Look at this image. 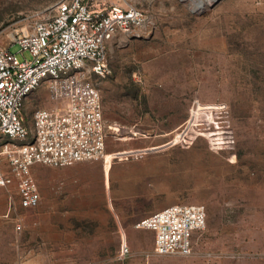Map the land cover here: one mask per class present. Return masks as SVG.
Wrapping results in <instances>:
<instances>
[{
  "label": "rangeland",
  "instance_id": "1",
  "mask_svg": "<svg viewBox=\"0 0 264 264\" xmlns=\"http://www.w3.org/2000/svg\"><path fill=\"white\" fill-rule=\"evenodd\" d=\"M56 1L0 0V44ZM107 1L147 15L139 34L110 41L111 72L91 76L107 159L35 164L36 207L20 205L16 183L0 186V264H264V0ZM48 94L44 84L26 99L27 124ZM10 141L0 137L4 167ZM194 202L208 213L194 251L158 253L154 230L137 223Z\"/></svg>",
  "mask_w": 264,
  "mask_h": 264
},
{
  "label": "built area",
  "instance_id": "2",
  "mask_svg": "<svg viewBox=\"0 0 264 264\" xmlns=\"http://www.w3.org/2000/svg\"><path fill=\"white\" fill-rule=\"evenodd\" d=\"M146 19L145 10L134 3L57 0L31 29L15 36L11 44L17 42L18 51L0 44V137L11 139L4 150L7 167L0 158V186L16 183L21 206L36 207L41 201L35 164L106 161L103 99L91 76L111 72L110 41L119 33L139 34ZM44 84L52 105L36 109L27 124L23 105ZM207 216L203 203H175L137 226L154 230L158 253L188 255ZM129 251L123 239L119 257Z\"/></svg>",
  "mask_w": 264,
  "mask_h": 264
},
{
  "label": "crops",
  "instance_id": "3",
  "mask_svg": "<svg viewBox=\"0 0 264 264\" xmlns=\"http://www.w3.org/2000/svg\"><path fill=\"white\" fill-rule=\"evenodd\" d=\"M112 2H113V1H112ZM76 166H77V165H76ZM67 180H68V184L72 186L73 183H71V182H73L74 179H73L72 177H69ZM77 181H78V180H77ZM63 184H64V181H61L60 184H59L58 186H59V187H62ZM75 186H76V185H75ZM39 187H40V191H41V186L39 185ZM42 199H43V194H42V192H41V201H40L39 205L41 204ZM124 238H125V235L122 234V239H124Z\"/></svg>",
  "mask_w": 264,
  "mask_h": 264
},
{
  "label": "bare ground",
  "instance_id": "4",
  "mask_svg": "<svg viewBox=\"0 0 264 264\" xmlns=\"http://www.w3.org/2000/svg\"><path fill=\"white\" fill-rule=\"evenodd\" d=\"M193 1V3L192 4H194V8L195 7H198V6H202L203 4H205L206 3V1L205 0H192ZM212 0H208V2H211ZM193 7V6H192Z\"/></svg>",
  "mask_w": 264,
  "mask_h": 264
},
{
  "label": "water",
  "instance_id": "5",
  "mask_svg": "<svg viewBox=\"0 0 264 264\" xmlns=\"http://www.w3.org/2000/svg\"><path fill=\"white\" fill-rule=\"evenodd\" d=\"M215 1H218V0H215Z\"/></svg>",
  "mask_w": 264,
  "mask_h": 264
}]
</instances>
